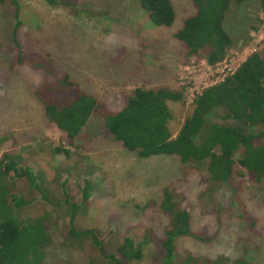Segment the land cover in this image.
<instances>
[{"label":"rangeland","instance_id":"rangeland-1","mask_svg":"<svg viewBox=\"0 0 264 264\" xmlns=\"http://www.w3.org/2000/svg\"><path fill=\"white\" fill-rule=\"evenodd\" d=\"M137 1L71 0V7H52L43 0H18L16 39L24 60L17 66L12 64L16 55L13 10L8 3L0 8V136L7 137L0 147V159L10 151L20 155L24 166L40 174L42 184L49 189L50 204H45L27 181L15 183L17 193L33 202L25 211L27 215L47 211L54 217L43 264H86L88 250L78 252L62 245L69 230L66 203L80 204V190L86 180L94 188L87 208L76 215L74 226L77 231L94 229L108 254L126 235L139 242L149 231L154 240L145 247L140 264H160L163 252L159 240L168 218L156 205L163 189L169 187L180 207L189 213L192 233L204 238L179 239V257L264 264V184L234 181L243 183L240 198L244 211L256 220L255 229L250 230L234 204V183L208 190L204 170L183 166L174 157L139 159L105 138L99 119L86 124L77 139V149L69 148L63 144L61 133L45 120L42 107L33 97L36 85L45 82L47 74L67 75L70 82L110 110L120 109L137 88L167 87L182 91L185 97L183 105L169 106V126L176 135L192 111L194 95L221 82L264 47V15L254 0L233 7L227 14L224 29L233 45L225 60L214 67L186 56L173 38L193 14L190 0H170L175 11L170 28L153 26ZM38 61L43 69L36 67ZM206 121L238 126L222 108L212 110ZM56 148L68 150V155L56 154Z\"/></svg>","mask_w":264,"mask_h":264},{"label":"trees","instance_id":"trees-1","mask_svg":"<svg viewBox=\"0 0 264 264\" xmlns=\"http://www.w3.org/2000/svg\"><path fill=\"white\" fill-rule=\"evenodd\" d=\"M43 1L52 7L72 6L71 0ZM248 1L253 0H190L193 14L173 34L174 40L186 56L203 60L210 67L221 64L233 45L224 29L225 18L233 7ZM254 1L264 15V0ZM6 3L11 6L15 20L12 33L16 55L12 64L17 66L16 63L24 60L22 46L16 39L20 6L18 0H0V8ZM137 3L153 26L170 28L173 25L175 11L170 0H138ZM38 62L36 67L43 69ZM33 97L42 107L45 120L61 133L63 144L69 148L77 149V139L86 124L99 119L105 138H111L139 159L174 157L183 166L204 170L208 190L234 183V204L240 212L239 218L246 221L250 230L255 229L256 220L244 211L240 198L243 183L234 181L264 184V47L248 56L221 82L195 94L192 111L176 135L169 126L172 121L169 106L183 105L185 97L182 91L167 87L137 88L120 109L110 110L101 100L70 82L67 75L47 74L45 82L36 85ZM217 108L224 109L226 116L238 126L207 124L208 115ZM6 140L7 137L0 136V147ZM54 151L68 155V150L56 148ZM18 180L27 181L40 194L41 201L50 204L49 189L42 184V176L25 167L20 155L13 151L4 153L0 159V264H43L55 220L47 211L38 216L26 214L33 202L17 193ZM83 183L80 204L65 201L69 230L63 238V247L78 252L88 250L86 264H140L145 247L154 240L151 231V234L145 231L139 242L126 235L116 250L108 254L104 240L94 229L76 230L75 217L87 208L94 188L88 180ZM156 207L168 218L159 240L163 252L160 264H228L223 258L209 261L190 255L179 257L176 250L179 239L204 241V238L192 233L190 215L180 207L171 188L163 189Z\"/></svg>","mask_w":264,"mask_h":264},{"label":"built area","instance_id":"built-area-1","mask_svg":"<svg viewBox=\"0 0 264 264\" xmlns=\"http://www.w3.org/2000/svg\"><path fill=\"white\" fill-rule=\"evenodd\" d=\"M205 62V61H204ZM206 64V63H205ZM207 65V64H206ZM208 66V65H207ZM217 66V65H216ZM210 67V66H209Z\"/></svg>","mask_w":264,"mask_h":264}]
</instances>
